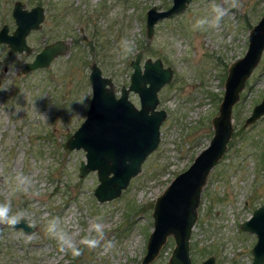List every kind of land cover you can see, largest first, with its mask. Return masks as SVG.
<instances>
[{
    "label": "rangeland",
    "instance_id": "1",
    "mask_svg": "<svg viewBox=\"0 0 264 264\" xmlns=\"http://www.w3.org/2000/svg\"><path fill=\"white\" fill-rule=\"evenodd\" d=\"M16 0H0V28L11 33ZM26 8L44 7L45 19L26 37L30 54L14 52L0 42V202L22 212L30 232L0 225V264H139L152 229L155 199L208 145L218 113L230 62L248 46V32L264 13V0H239L218 28H193L210 17L211 7L226 0H191L182 12L160 19L146 37V11L168 7L172 0H19ZM57 39L69 43L67 54L48 67L22 72L44 45ZM134 43L123 54L120 42ZM160 58L173 69L169 83L158 91L157 108L167 113L156 149L142 163L120 196L99 202L93 194L96 171L79 176L85 151L67 149L64 141L86 116L91 98L88 79L95 62L111 77L117 94L129 84L130 61ZM264 96V51L232 109L234 132L218 164L202 187L198 217L190 238L192 264L209 255L214 264H250L256 235L240 228L253 209L264 203V116L244 125ZM129 98L138 105V95ZM17 176L27 177L26 191L17 190ZM58 218L59 239L47 231ZM100 223L104 239L95 248ZM109 242H111L109 244ZM174 245L168 236L149 264H167ZM80 255H73L74 249Z\"/></svg>",
    "mask_w": 264,
    "mask_h": 264
},
{
    "label": "water",
    "instance_id": "2",
    "mask_svg": "<svg viewBox=\"0 0 264 264\" xmlns=\"http://www.w3.org/2000/svg\"><path fill=\"white\" fill-rule=\"evenodd\" d=\"M190 2L191 0H172L164 9L156 6L148 8L146 37L151 38L158 20L184 11ZM12 16L16 26L9 33L7 24H3L0 28V42L7 45L8 54H30L32 47L27 43L26 37L30 31L41 28L45 19L44 7L37 4L26 8L21 1L16 0L13 3ZM69 49V43L65 40L50 42L31 61L24 64L22 72L48 67L56 57L67 54ZM263 51L264 13L248 32L245 53L228 65L218 113L211 118L213 134L208 145L155 199L152 229L147 237L145 254L139 264L151 263L168 236H172L174 245L167 264H192L190 238L198 217L202 187L210 170L227 150L234 132L233 106L238 101L247 78L259 63ZM141 60L142 50H138L130 61L132 72L129 84L122 85L119 94L112 78L104 76L95 62L90 64L88 79L91 98L86 116L63 143L64 148H82L85 151L86 160L80 162L78 174L84 176L90 171H96L98 184L93 194L99 202L120 196L131 178L141 171L142 163L156 149L160 140V125L167 113L164 109L157 108L158 91L171 81L173 69L164 66L160 58H145L142 64ZM130 92L138 95V105L129 98ZM262 116L264 96L253 106L244 120V125L251 124ZM13 228L30 232L34 226L22 217ZM240 228L256 235V241L251 248L250 264H264V204L254 208L250 217L241 222ZM214 262L215 256L209 255L200 264Z\"/></svg>",
    "mask_w": 264,
    "mask_h": 264
},
{
    "label": "clouds",
    "instance_id": "3",
    "mask_svg": "<svg viewBox=\"0 0 264 264\" xmlns=\"http://www.w3.org/2000/svg\"><path fill=\"white\" fill-rule=\"evenodd\" d=\"M228 7H224L220 4H213L211 7V16L198 19L193 28L195 29H205L207 28H218L222 19L228 14L229 8H235L239 6V0H226ZM120 47L123 54H129L133 51L134 43L129 40H122L120 42ZM6 90V89H0ZM30 180L27 177L17 176V190L26 191V186L30 185ZM23 217L22 212H14L12 210L11 203L9 201L0 202V225H6L9 227H14L18 224ZM92 230L96 233L95 237H85L82 243L89 247L95 248L101 244V241L104 239V234L102 231V225L100 223H95L92 225ZM47 231L50 236L53 238L59 239V226L58 218H53L49 220ZM111 242H109L110 244ZM73 255H80V250L74 249Z\"/></svg>",
    "mask_w": 264,
    "mask_h": 264
},
{
    "label": "flooded vegetation",
    "instance_id": "4",
    "mask_svg": "<svg viewBox=\"0 0 264 264\" xmlns=\"http://www.w3.org/2000/svg\"><path fill=\"white\" fill-rule=\"evenodd\" d=\"M30 8H31V7H30ZM218 162H219V161H218ZM217 164H218V163H217ZM215 166H216V165H215ZM215 166H214V167H215ZM263 204H264V203H263ZM255 208H256V207H255Z\"/></svg>",
    "mask_w": 264,
    "mask_h": 264
}]
</instances>
